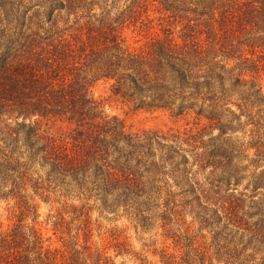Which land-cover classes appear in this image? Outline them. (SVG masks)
I'll return each mask as SVG.
<instances>
[{"label": "trees", "instance_id": "obj_1", "mask_svg": "<svg viewBox=\"0 0 264 264\" xmlns=\"http://www.w3.org/2000/svg\"><path fill=\"white\" fill-rule=\"evenodd\" d=\"M107 1L0 0V201L18 210L0 229V264H116L90 242L91 199L159 222L173 244L153 251L161 264H212L210 246L225 264H264V0ZM128 28L150 35L132 44ZM102 79L185 124L127 130L92 94ZM54 187L85 201L70 204L75 234L69 205L52 214L63 248L25 221L29 191Z\"/></svg>", "mask_w": 264, "mask_h": 264}, {"label": "rangeland", "instance_id": "obj_2", "mask_svg": "<svg viewBox=\"0 0 264 264\" xmlns=\"http://www.w3.org/2000/svg\"><path fill=\"white\" fill-rule=\"evenodd\" d=\"M25 1V0H24ZM112 0H108L105 5L110 8ZM132 0H121L116 2V6L128 3L130 5ZM155 1L149 3L150 15H156L157 5ZM100 12L99 9H96ZM33 10L31 9V12ZM127 39L132 44L139 43V40H143L145 36L150 35L149 30H145L141 33L136 32L133 28L125 29ZM113 80L102 79L97 81L92 86V94L94 97L101 101L104 109L110 115H117L123 122L127 130L137 131L142 129L152 130H169V128L179 127L185 124V121L176 118L170 111L166 109H145L137 107L135 102L128 100L120 94L114 93L112 87ZM260 92L264 96V75L259 79ZM62 123L59 121H49L50 130L52 133L61 134L63 132ZM37 170V167H35ZM34 169V170H35ZM211 179V178H210ZM59 187H54L52 191L41 193H34L33 190L29 191L30 201L34 207L33 214L30 215L25 221L28 223H35L37 227L41 229L43 236L47 239L46 243L50 244L53 248H63L64 241L70 240L68 235H64L61 232H55L52 224V214H56L58 208H61L64 204L69 205L66 214V218L70 220V227L74 228L73 234L76 233L75 227L78 225L77 219L72 216L73 209L70 204L81 205L85 201L77 198V191L72 188V191L65 196L64 191H56ZM240 190L241 187H239ZM86 210L89 211L91 222L93 226V235L90 242L97 248L107 251L108 254L115 258L116 264H137L139 261H135L133 255H121L115 256L116 248L126 247L129 251L136 253V256L146 258L153 264H161L159 262L158 255H154L153 251H159L165 246H169L170 250H173V244L171 241L163 242L164 240L160 236L161 229L159 228V222L155 221L149 228H144L137 224L135 221L129 219L127 215H123L122 211L117 212L106 211L98 206V202L91 199L87 205ZM18 210L14 207V202L0 201V229H6L10 227L14 222H17ZM192 216L187 215L186 221L191 222ZM197 228L198 223L192 222ZM203 231V230H202ZM208 235L207 231H204ZM210 240V239H208ZM80 242H83V238H80ZM208 244V243H207ZM223 244V238H222ZM116 246V247H115ZM209 248V244L207 246ZM215 248L210 246L209 253L214 256L212 264H225L223 259L225 258L224 252H222V261H218V257L215 256L213 251Z\"/></svg>", "mask_w": 264, "mask_h": 264}]
</instances>
